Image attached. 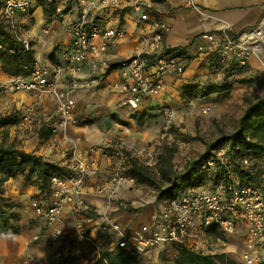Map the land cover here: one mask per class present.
<instances>
[{"label":"built area","instance_id":"obj_1","mask_svg":"<svg viewBox=\"0 0 264 264\" xmlns=\"http://www.w3.org/2000/svg\"><path fill=\"white\" fill-rule=\"evenodd\" d=\"M182 1L186 7L196 6L194 0ZM155 4L156 0H0V21L20 44L18 51L8 50L10 53L31 49L30 38L23 33L24 26L33 11L42 10L43 6L50 7V13L33 37L56 38L60 33L69 37L60 62L47 63L34 56L27 75L0 80V95L19 93L24 97L14 130L30 133L41 117L39 128L48 131L46 144L56 156L52 162L61 169V174H51L48 194L38 193L28 199L33 212L44 219L47 227L45 232L33 235L31 243L44 240L55 247L65 235L66 212L70 221L78 225L86 209V185L101 172L105 180L93 188V193L104 200L105 207H111L125 185L135 184L129 173L131 162L148 170L156 166L152 149H130L118 140L80 150L66 134L67 127L76 124L75 92L103 89L119 93L120 106L135 112L147 100L157 99L166 75L183 74L185 64L163 44L170 26L156 11ZM127 9L134 16L137 48L130 56L113 58L110 48L127 38L120 22ZM195 51L213 56L222 65L234 62L246 67L251 57L264 56V17L254 28L234 36L222 31L204 33L196 41ZM45 99L52 105L53 114L49 118H44L41 112ZM159 110L161 130L168 135L175 124V109L160 102ZM210 111L211 106L199 107L203 115ZM237 150L238 146L231 142L216 146L212 155L199 165L194 178L161 204L154 225L130 229L105 214L99 225L100 233L114 235L115 245L140 260H148L159 246L188 247L191 237L210 244V232L217 234L216 243L223 244L242 227L244 241L233 264H264V162L258 185L243 183L231 172V167L236 160L242 169L250 168L253 162L245 155L236 157ZM203 176L204 180L195 185L196 179ZM81 239L93 244L98 255L100 248L92 237L82 234ZM16 264H44V260L27 250Z\"/></svg>","mask_w":264,"mask_h":264},{"label":"crops","instance_id":"obj_2","mask_svg":"<svg viewBox=\"0 0 264 264\" xmlns=\"http://www.w3.org/2000/svg\"><path fill=\"white\" fill-rule=\"evenodd\" d=\"M194 2L196 5L194 8L184 6L182 0H156L155 4L156 11L163 16V19L170 26L169 33L163 38V44L179 55L185 64L183 74L166 75L163 90L157 99L147 100L135 112L120 106L119 101L122 96L119 93L107 92L103 89L77 91L74 94L76 123L81 113L80 109L85 106L95 105L110 113L114 112L115 109H120L122 112L127 110L143 115L144 113H151L155 107L159 110L161 100L162 103L164 101L171 106L180 108L187 102V99L182 96L183 86H201L207 80L215 85L223 82L225 78L232 81L233 91L231 94L246 90L264 93V56L251 57L246 67L241 70H233L227 65L219 64L213 56L200 55L195 51V43L204 33L222 31L228 36H234L243 30L254 28L259 20L264 17V0H194ZM38 12L42 15L40 8L35 9L24 26L23 33L26 35L39 30L41 21L43 22L44 19L38 24L31 21ZM133 20V14L127 9L120 20L127 32V38L110 48L111 57L123 58L135 52L138 36ZM34 42L35 45L32 44L31 48L36 57H39L43 62L56 63L61 61V52L68 45L69 37L60 33L56 38L44 36L40 40H34ZM7 78L9 76L0 69V80ZM214 96V94L209 95L203 98L202 102H210ZM41 112L44 118H49L53 114L52 105L48 99L44 100ZM157 112L159 113V121H161L160 111ZM40 122H42L41 117L40 121L35 123L34 128L37 130L35 142H39L40 145L35 143V148L33 144H27L23 147V151L43 158L47 156L51 161H54L56 156L48 149L45 138L38 137L42 130L39 128ZM66 134L73 141V146L80 150H85L99 143V136L90 132L86 133L85 128H78L77 124L69 125ZM122 135L126 137L132 135L131 139L136 141L143 139L142 134L136 132L132 127L125 128ZM24 142L27 143L28 141ZM104 180V173L101 172L96 179L87 183L85 188L86 209L81 213L78 225H74L70 221L68 212L64 214L65 235L55 247L49 246L44 240L30 242L33 235L41 234L47 230L44 219L33 212L28 201L30 197L39 193L38 184L25 181L21 175L10 177L5 181L0 187V196L8 199L9 202L14 201L13 214L19 219L20 231L15 235H0V264H16L27 250L41 257L47 264L56 262L60 257L66 255L83 253L89 257L96 252L85 249L94 248V246L84 242L81 239L82 234L92 237L100 250L102 248L111 250L116 244V238L114 235H103L99 231V225L105 214L130 229L156 223L159 208L165 200L151 198L147 201H137L135 200L136 192L133 190L134 185H125L119 191L118 198L111 205L113 207H110V211L101 214L105 209V202L102 198L94 195L93 188L102 184ZM209 234L210 244L202 243L199 239L191 237L187 246L205 254L221 252L235 261L232 254L242 249L245 236L244 229L239 228L236 234L228 236L223 244L215 242L214 238L217 234L212 232ZM208 247L212 249L208 250ZM175 249V245H163L155 248L150 258L152 260L148 263L164 264L162 258L169 259L165 261V264L171 263L175 256ZM85 263V260L79 261V264Z\"/></svg>","mask_w":264,"mask_h":264},{"label":"rangeland","instance_id":"obj_3","mask_svg":"<svg viewBox=\"0 0 264 264\" xmlns=\"http://www.w3.org/2000/svg\"><path fill=\"white\" fill-rule=\"evenodd\" d=\"M45 20L46 16L40 12L35 14L32 18V23H40ZM43 20V21H44ZM42 21L40 27L42 25ZM30 29L29 27H27ZM34 34V33H33ZM31 32L28 37L31 38V43L35 45ZM33 40V41H32ZM232 84V81H230ZM222 83V82H221ZM219 83V84H221ZM215 86L214 83L206 81L203 85L196 86H183L182 96L187 99L184 106L180 108L172 107L175 109V124L170 134L164 135L161 130V121H159L158 108H153L151 113H144V119L141 123L137 122L140 116L138 113L130 111L122 112L120 109H115L114 112L104 111L102 108L94 106H85L80 109V115L77 124L79 128H85L86 133H93L99 136L98 142H115L122 140L128 148H144L152 149L153 157L156 160V166L149 170L151 174V182H140L135 179L133 190L136 192L135 200H168L178 189L170 194L164 195L161 192L167 187L168 181L166 179L160 180L159 170L163 172L169 171V175L179 174L183 171L185 165L189 162L205 156L207 152L214 150L215 146L222 142H229L228 136L234 135L238 128V122L249 102H255L257 99L264 96L262 92H254L246 90L243 92H233L230 89L227 93H209V86ZM201 88V89H200ZM199 89V90H197ZM215 95L210 102H202V99L209 95ZM24 101L21 94L16 93L11 96L0 95V119L1 118H18L20 112V102ZM162 102V100H161ZM163 103H166L163 101ZM169 105V103H166ZM203 105L211 106V111L208 114H201L199 107ZM171 106V104H170ZM93 107V109H92ZM152 109V108H151ZM157 109V110H156ZM147 116V117H145ZM132 127L136 132H140L143 139L140 141L132 140L131 137L123 136L125 128ZM121 133V134H120ZM37 130L30 133L21 134L14 130L13 126H4L0 128V140H5L6 143H13L17 148L23 150L27 144H35ZM40 137V134H38ZM28 141L25 143L24 141ZM208 144L213 146L206 148ZM36 145H40L38 142ZM36 148V146L34 145ZM49 158V157H45ZM51 160V159H49ZM148 170V169H147ZM24 180L29 183H34V177L24 173L21 174ZM1 187V185H0ZM1 194V193H0ZM11 207L7 209V216L13 213L14 201L10 202ZM113 207V206H112ZM111 207V208H112ZM129 207V206H126ZM110 207H105L101 214L110 211ZM120 211V210H119ZM12 224H19V219L14 217L10 220ZM88 251L96 252L95 248H85ZM240 250L232 254L233 260L236 261L237 255ZM92 253V252H91ZM97 253V252H96ZM96 253L90 255L80 253L82 260L93 258ZM148 260H140L139 264H147ZM168 258H162V261H168ZM53 261L50 264H53ZM234 263V261H233ZM44 264H47L44 261ZM153 264V263H148Z\"/></svg>","mask_w":264,"mask_h":264},{"label":"trees","instance_id":"obj_4","mask_svg":"<svg viewBox=\"0 0 264 264\" xmlns=\"http://www.w3.org/2000/svg\"><path fill=\"white\" fill-rule=\"evenodd\" d=\"M43 14L49 16L50 7L43 6ZM0 69L9 77L24 76L30 71L32 61L34 59V51L31 49L25 52L10 53L8 50L18 51L20 44L15 40L9 32L6 25L0 21ZM32 46V43H31ZM171 51V50H169ZM168 51V52H169ZM227 67L243 69L236 63H231ZM232 89V84L226 78L221 84L209 86V93H227ZM137 122L141 123L144 119L143 114H139ZM18 118H1L0 128L4 126L15 125ZM48 131H40L41 138H47ZM229 142L238 146L236 157L242 155L248 156L252 160V165L248 169H242L238 164V160L233 163L231 172L243 183L258 185L261 176V164L264 162V96L257 99L255 102H249L248 106L241 115L238 128L234 135H229ZM222 144V142L218 143ZM213 145L208 144L206 148ZM215 146V147H216ZM213 151V150H212ZM212 151L207 152L205 156L189 162L185 165L182 172L179 174L169 175V171H159L160 180L168 181L167 187L161 192L164 195L170 194L176 189L182 188L185 182H189L194 178L199 165L209 156ZM27 173L34 177V183L38 184L39 193H49V178L51 174H61V169L58 168L49 158L36 156L32 153H26L17 148L13 143H6L5 140H0V185L7 181L10 177ZM129 173L140 182H151L152 177L149 170L138 165L137 162H131ZM221 178V176H219ZM225 177V176H224ZM218 178V177H217ZM216 178V179H217ZM204 176L196 179L195 185L202 182ZM216 181V180H214ZM11 207L8 199L0 196V235H15L20 231V226L12 224L11 219L15 217L13 213L8 217L7 209ZM175 256L171 263L168 264H233L225 254H205L195 251L186 246H176ZM81 257L79 254L66 255L60 257L53 264H79ZM140 258L130 251H127L118 245H115L111 250L102 248L98 255L93 258H88L85 264H139Z\"/></svg>","mask_w":264,"mask_h":264}]
</instances>
